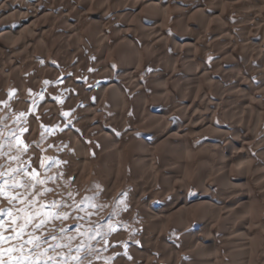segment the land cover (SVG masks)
Instances as JSON below:
<instances>
[{
    "label": "bare ground",
    "instance_id": "bare-ground-1",
    "mask_svg": "<svg viewBox=\"0 0 264 264\" xmlns=\"http://www.w3.org/2000/svg\"><path fill=\"white\" fill-rule=\"evenodd\" d=\"M231 10L244 14L226 17ZM253 30L261 41L264 0H0V60L9 68L0 86L11 82L9 92H16L34 76L62 91L69 111L77 113L74 127L50 98L41 94L37 102L43 124L60 128L55 140L75 146V158L63 155L73 181L89 175L97 161L102 195L110 197L131 166L134 187L120 198L145 219L138 243L129 246L134 264H186L167 240L170 229L182 232V249L193 252L189 264H264V134L258 135L264 59L248 50ZM237 36L246 43L241 60ZM50 52L57 62L52 66ZM86 66L88 89L78 74ZM59 67H68V77ZM209 88L218 103L210 102ZM217 114L221 124L214 123ZM105 116L109 127L125 126L113 139L105 134L113 133L104 129ZM248 141L260 161L246 149Z\"/></svg>",
    "mask_w": 264,
    "mask_h": 264
},
{
    "label": "rangeland",
    "instance_id": "rangeland-1",
    "mask_svg": "<svg viewBox=\"0 0 264 264\" xmlns=\"http://www.w3.org/2000/svg\"><path fill=\"white\" fill-rule=\"evenodd\" d=\"M231 11L232 12H228L227 14H225L227 15L226 17H229V16L233 17L237 14L235 10L234 11L231 10ZM242 13H238L236 16L238 17L242 16L244 14ZM8 15L10 14L7 13V15L4 16V18L7 17ZM252 33L255 34V31L253 30ZM252 33H251V36H252V39L253 38L254 39L252 41L253 43L250 44L248 50L256 51L254 54H257L256 56H259L261 59H264V56H262V54L264 55V38L260 41L258 39L259 36H257L256 34L252 35ZM233 41L234 42L237 41L236 43L238 44L237 52H236V59L241 60L242 57L245 56L241 48L243 47V43L244 44L246 43L243 37L241 38L239 36H237L236 39L234 38ZM50 53L48 55L51 57L50 59H48L49 58L48 56L47 59H48V65L52 66L53 64L54 65L57 64V62L55 60V56L53 55L54 53H51V54ZM237 54L239 55V57L237 56ZM40 58L41 57H39L38 54H36L35 58L33 59H35L34 61H37V60L39 61ZM111 63L113 65L117 64L113 58L111 59ZM0 65H2L1 60H0ZM242 67L240 71L244 72L243 70H245V68L243 69ZM0 68H1L0 75L8 74L9 68L7 69V66L2 65V67L0 66ZM67 68L68 67H59L63 78L69 75ZM22 71L23 73L25 71L23 66H21L19 72L22 73ZM145 71H146L145 69L142 70V72L140 73V77L144 78L147 75L148 71L147 73ZM78 72H79L78 74L79 75L81 74L80 76H82V81L86 79L85 80L86 82L83 81L81 84L83 85L84 83H86V85L84 84L83 86L86 89H88L89 84L92 82L90 81L91 80V67L86 66L84 70H79ZM28 73L33 74L31 71L30 72L28 71ZM31 77L32 79H30V81L29 80L23 81L22 83L23 88L20 86L21 90L23 89L24 92L20 91V87L17 90V91H20L19 93L17 91L9 92L10 89H12L13 83L11 82H8L9 84L7 83V85L5 83L6 86L4 84L0 86V92L1 91L4 93L6 92L7 96H9V97L6 96V99L1 98L0 96V145H2L0 146V165H2V167H0V172L6 173L4 177H0V183H3L4 180L8 179L7 174L10 173V169H29L31 170L32 168H35L39 170V177H38L39 179H43L45 177H55L56 178L55 182L48 181L44 185H39V184L37 185V188H40L41 190L43 188H49V189H52V191L47 192L42 196L36 197V202L29 205V207L32 208L33 213H36L37 211L41 210L40 205L43 204L45 205V207L42 209L43 212L45 213L46 212H56L58 210H61L59 209V205L63 201H67L69 204H73V209L68 210V211H71L72 213V219L57 220V221L49 220L47 225L42 230L35 231L34 235L40 237L41 239L47 237L48 244L43 245V247L48 248L49 245H55V244L64 245V244L70 243L71 248L73 250H75L77 247H82V252H87L90 249L91 251L88 255V260L91 261V264H95V263L96 264H134L133 263L134 258L131 255L129 246L135 245L138 243V240L141 236H139L136 233V231L145 224V219L142 218L140 215H138L136 212H134L132 208L133 207L132 202H130L126 198H123V199L120 198V196L130 191L134 187L133 185L135 184V181L134 179H132L131 166L127 164L128 166H126L125 168L126 169L125 180L122 183V187H120V189L117 190L118 192H115L114 195H111L110 197L109 196L105 197L104 195H102V191L105 188V183H104V179L99 174V169H98L99 164H97L98 163L97 161H93L92 163L93 166L91 168L90 174L85 176L82 180H80L79 183L76 184L73 181L72 175L69 173L70 171H68V169L70 168L64 167L65 163H64V156H63V155H70L71 157L75 158L76 157L75 146H71L70 142L67 139H64V140L56 139L55 140L56 134L57 132H59L60 128L56 127L52 129V128H49L50 126L47 125L46 123L43 124L42 122L43 117L40 113L42 112L43 109L40 106V103L38 104L37 98L41 94L50 98L54 102L56 110H58L57 113H59L58 114L59 117H61L62 119L64 118L65 122L67 121L66 123L69 126L74 127L77 124L75 123V120H74L75 119L74 116H76L77 113H74L73 111L71 112L69 111L67 104L64 102V96L62 94V91L60 92V89L57 88L55 92L53 91V88L51 85L44 83L45 79H42L41 77H34V76H31ZM83 77L85 79H83ZM216 81L217 79L213 78V82H216ZM224 83L228 85L229 82L224 80ZM32 84L33 86H31ZM257 86L258 85L256 84L255 88H257ZM30 87L31 89H29ZM52 92H55L54 97H53ZM215 94L217 93L212 88H209L207 90V95L209 96L211 100L209 101L213 104L215 102L218 103L217 101L218 94L217 95ZM199 98H197V100L199 101L202 100L201 95L199 96ZM2 101H4L6 104ZM13 102L14 103L18 102V103L14 104ZM206 102L208 101L204 100V103ZM37 104L39 107L37 106ZM220 105L222 107V108L220 107V110L226 109V104L224 102H220ZM11 107L13 108L11 109ZM25 107H27L28 109ZM39 109H42V110L40 111ZM65 111L69 113L70 116L68 115L65 118V116L63 115ZM103 111L106 115L110 114L109 110L106 108H103ZM21 113H23L24 115H21ZM31 114H33L35 117ZM28 116L30 119L28 118ZM220 116L221 114H217L214 117L213 119L214 123L221 124V121L223 122V118ZM39 117L41 118L38 119ZM37 123H39L40 125ZM32 124H36L37 126L35 125L34 127V125ZM103 125L105 126L103 127L104 129H106V131L112 129L113 133L111 134L109 132L105 133L111 139L119 135L120 132L123 131L122 130L123 127H125L124 125L122 127L115 126L116 129L113 126L109 127V125L111 124L106 119V116L103 120ZM33 127L37 130V134H36V130H34ZM52 131L55 133H53ZM263 134H264V124L260 127L258 131V135H263ZM17 138L19 142H17ZM248 142H247L246 149L247 150L250 149L249 152L252 155H254V157H256L257 152L254 151V148H253L254 142H251V141H250L251 143L250 142L248 143ZM92 143H96V141L93 140L91 144ZM37 145H39V147H37ZM258 157L259 156H257V158ZM257 158L255 160L260 161L259 158L258 159ZM35 162L37 163L38 166L32 167L33 164L35 165ZM253 162L255 161L253 160ZM255 167L256 166L254 165V167L251 170L252 172L250 171V174L255 173V169H257ZM194 172L195 170L193 169L192 173H190L191 175L190 174L189 175L192 176ZM12 175H14V173H12ZM16 179L20 180L21 177L16 176ZM251 181L253 182L254 179H252ZM159 187L160 186H157L156 189H158ZM5 189H7V185H5ZM18 191L23 192V189H18ZM30 191L32 190L30 189ZM69 192L73 194L72 200L68 199ZM190 193L195 194L196 192L193 190L192 192L190 191ZM11 195H13V193L5 191V195L0 196V213L3 214L2 218L4 221V225H3L2 232L4 236H15L16 233L11 231V229L17 228V231H19L18 225H21L24 222L23 216L25 215V213L19 211V209L25 207V205L22 204L19 200H13L12 203H9L8 197ZM85 197L92 198L91 202L94 205V207L89 208L87 205H85L83 210L79 211L78 213L75 212L74 211L75 207L79 206V202ZM28 199L31 200L32 197L29 196ZM73 201H75V203H73ZM53 202H56L57 207H48V205L52 204ZM99 205H103L104 207L101 210L97 211L95 206H99ZM61 211L63 214V210ZM9 212H11V216L8 215ZM262 215H264V213H262ZM14 220H15V223H13ZM39 222H40V216L36 215L35 223H39ZM62 227L67 229L66 234L61 232ZM170 230H168L169 232H167L166 234L167 240L170 242L172 241L175 244V247L177 249L176 251L178 252V254L182 252L179 255L182 258L185 256L183 259H184V262H186V264L191 263L192 258L188 256V254H193V252L190 251L189 249H182V245H181L182 243L181 241H179L180 237L182 236V232H179L173 229H170ZM29 232H33V228L31 226H29L25 230V234L21 236L20 240L13 239V240L5 241L3 244H0V249L6 250L9 247H18L21 243L30 239V236L28 235ZM52 235H56L58 238L56 240H53L51 238ZM68 236H72L71 241L68 240ZM222 240H223L222 235L216 236V241L218 242L219 245H222V242H223ZM112 242L113 244H115L116 248L110 247V243ZM255 246H258V245H255ZM27 247L31 248V245H28ZM68 252H69V249L67 247L57 248V253H60V255L57 256V260L63 259L65 256H67ZM155 253L157 255V261L159 262L160 260L162 261V259L160 258V255H158L159 253L156 251ZM19 254H20L19 251L14 253L13 259H15L16 256H19ZM72 254L75 255V252L73 251ZM120 255L123 257V260L121 261L122 263H120V261L117 260V257ZM222 256L225 260H229V256H227L226 253L223 252ZM4 259L5 260L8 259L7 254H5Z\"/></svg>",
    "mask_w": 264,
    "mask_h": 264
},
{
    "label": "snow or ice",
    "instance_id": "snow-or-ice-1",
    "mask_svg": "<svg viewBox=\"0 0 264 264\" xmlns=\"http://www.w3.org/2000/svg\"><path fill=\"white\" fill-rule=\"evenodd\" d=\"M45 84H48V81H44ZM59 99V98H57ZM21 115H24L21 113ZM65 117L69 115V113H63ZM17 142H19L17 138ZM2 146V145H0ZM39 147V145H37ZM2 167V165H0ZM14 173V175H12ZM6 173L0 172V177H4ZM8 179L4 180L3 183H0V196L5 195V191L13 193V195L8 197L9 203H12L13 200H19L25 207L19 209V211L25 213L23 216V224L18 225L19 231L17 228H12L11 231L15 232V236H4L2 229L4 225L3 214L0 213V244H3L5 241L9 240H20L21 236L25 234V230L31 226L33 228V232H29L28 235L30 239L21 243L18 247H9L6 250L0 249V264H91V261L88 260V255L90 253V249L87 252H82V247H77L75 250L71 248L69 244H55L49 245L48 248L43 247V245L48 244L47 237L41 239L40 237L34 235L35 231L42 230L48 223L49 220L57 221V220H67L72 219L71 211L69 209H73V204H69L67 201H63L59 205V209L63 210V214L61 210L56 212H43L42 209L45 205H40V211L33 213L32 208L29 205L36 202V197L42 196L47 192L52 191L49 188H37V185H44L48 181L55 182V177H45L43 179H39V170L32 168L29 169H10V173L7 174ZM16 176H20L21 179L17 180ZM27 178V179H25ZM5 185H7V189H5ZM18 189H23V192H19ZM30 189L32 191H30ZM191 195V193H190ZM32 197L31 200L28 197ZM68 199H73V194L71 192L68 193ZM92 198L85 197L79 202V206L75 207L74 211L79 212L83 210L84 206L87 205L89 208L94 207L91 202ZM75 203V201H73ZM48 207H57L56 202L48 205ZM96 210H101L104 206L99 205L95 206ZM11 216V212L8 213ZM40 216V222L35 223V216ZM15 223V220L13 221ZM75 227V226H74ZM62 233H67V229L61 228ZM53 240H56L58 237L56 235H52ZM68 240H72V236H68ZM31 245V248L27 246ZM67 247L69 252L67 256H65L61 260H57V256L60 253H57V248ZM19 251V256H16L13 259V254ZM73 251L75 255H73ZM5 254L8 255V259L5 260ZM70 258V259H69Z\"/></svg>",
    "mask_w": 264,
    "mask_h": 264
}]
</instances>
